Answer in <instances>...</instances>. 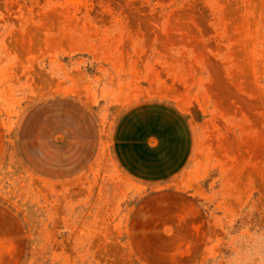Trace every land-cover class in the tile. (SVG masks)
I'll return each instance as SVG.
<instances>
[{
  "label": "rangeland",
  "instance_id": "obj_1",
  "mask_svg": "<svg viewBox=\"0 0 264 264\" xmlns=\"http://www.w3.org/2000/svg\"><path fill=\"white\" fill-rule=\"evenodd\" d=\"M49 99L78 104L97 130L91 158L66 174L23 150ZM149 100L177 105L195 133L175 185L207 229L179 264H264V0H0V204L22 231L6 264H154L129 231L145 186L111 151L119 116Z\"/></svg>",
  "mask_w": 264,
  "mask_h": 264
},
{
  "label": "crops",
  "instance_id": "obj_2",
  "mask_svg": "<svg viewBox=\"0 0 264 264\" xmlns=\"http://www.w3.org/2000/svg\"><path fill=\"white\" fill-rule=\"evenodd\" d=\"M64 139L57 142L53 131ZM30 136L23 150L48 175L79 169L96 148L92 117L76 103L49 99L24 124ZM7 126L0 113V162L6 155ZM195 148L194 129L183 110L165 100L126 108L111 134V151L129 179L145 186V196L132 210L129 231L140 255L154 264H179L197 252L206 237L205 211L175 178ZM22 231L15 214L0 204V264L19 255Z\"/></svg>",
  "mask_w": 264,
  "mask_h": 264
}]
</instances>
